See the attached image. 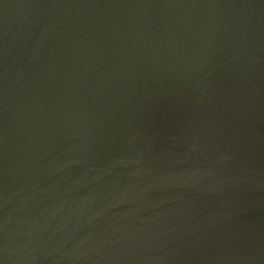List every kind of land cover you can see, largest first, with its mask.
Returning a JSON list of instances; mask_svg holds the SVG:
<instances>
[{
	"label": "water",
	"instance_id": "1",
	"mask_svg": "<svg viewBox=\"0 0 264 264\" xmlns=\"http://www.w3.org/2000/svg\"><path fill=\"white\" fill-rule=\"evenodd\" d=\"M0 264H264V0H0Z\"/></svg>",
	"mask_w": 264,
	"mask_h": 264
}]
</instances>
